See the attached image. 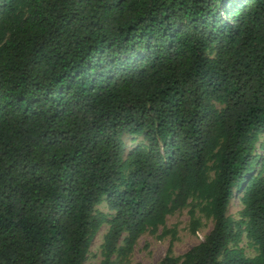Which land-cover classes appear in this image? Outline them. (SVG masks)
Returning <instances> with one entry per match:
<instances>
[{
    "label": "trees",
    "instance_id": "trees-1",
    "mask_svg": "<svg viewBox=\"0 0 264 264\" xmlns=\"http://www.w3.org/2000/svg\"><path fill=\"white\" fill-rule=\"evenodd\" d=\"M191 200L213 227L160 264H264V0H0V264L105 224L112 264Z\"/></svg>",
    "mask_w": 264,
    "mask_h": 264
},
{
    "label": "rangeland",
    "instance_id": "rangeland-1",
    "mask_svg": "<svg viewBox=\"0 0 264 264\" xmlns=\"http://www.w3.org/2000/svg\"><path fill=\"white\" fill-rule=\"evenodd\" d=\"M133 137L126 139L129 149L133 146ZM230 208V214L236 220L240 219V211L243 206L240 202L242 193H236ZM197 201H190L189 207L175 212L167 218L165 226L159 227L157 232H146L136 242L134 248L125 253L117 252L112 258V264H160L162 259L169 253L172 244L171 255L180 257L189 251L192 247L201 243L209 234L213 227V220L206 218L198 209ZM195 208L196 219L200 226L196 234L192 233L190 210ZM97 209L105 214H111L106 202H103ZM109 230V225L105 224L99 234L93 239L87 260L85 264H101L104 260L103 244L104 238ZM124 239L119 243V248L124 247ZM242 248L247 257H255L258 252L247 238L243 235L242 240L237 244L231 245Z\"/></svg>",
    "mask_w": 264,
    "mask_h": 264
}]
</instances>
